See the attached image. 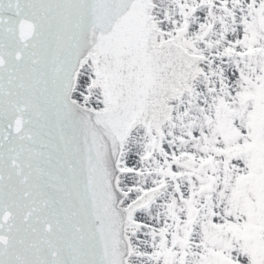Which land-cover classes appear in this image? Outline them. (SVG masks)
<instances>
[{"label":"snow or ice","instance_id":"obj_1","mask_svg":"<svg viewBox=\"0 0 264 264\" xmlns=\"http://www.w3.org/2000/svg\"><path fill=\"white\" fill-rule=\"evenodd\" d=\"M0 264H264V0H0Z\"/></svg>","mask_w":264,"mask_h":264}]
</instances>
